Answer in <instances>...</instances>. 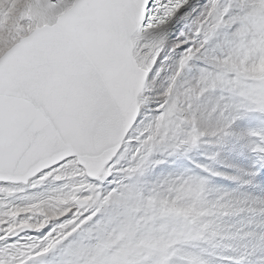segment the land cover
<instances>
[{"label": "snow or ice", "instance_id": "1", "mask_svg": "<svg viewBox=\"0 0 264 264\" xmlns=\"http://www.w3.org/2000/svg\"><path fill=\"white\" fill-rule=\"evenodd\" d=\"M12 4L0 0V264H121L105 242L156 210L158 182L210 206L181 220L186 239L126 264H202L218 232L257 239L221 245L218 264H264V77L241 62L250 41L264 49V0ZM169 157L186 163L144 179Z\"/></svg>", "mask_w": 264, "mask_h": 264}, {"label": "bare ground", "instance_id": "2", "mask_svg": "<svg viewBox=\"0 0 264 264\" xmlns=\"http://www.w3.org/2000/svg\"><path fill=\"white\" fill-rule=\"evenodd\" d=\"M249 2L259 3L260 0H249ZM16 6H17V0H13V4L9 5V7L7 8V13H13ZM4 23H7V14L5 15L4 19L0 20V25ZM259 39H260L259 37L256 38L257 41H259ZM250 44H252V46L244 51L241 62L243 63L244 58H249L250 62L246 65L247 70H249L251 73L257 74L258 77H264V49L261 48V45L259 43H253L252 41H250ZM166 74H167L166 72L161 73V77H160L161 81L163 80V77ZM253 123H255V121H253ZM181 163L184 162L183 161L178 162L175 161L173 158L169 157L161 165H157L154 168H152L151 171L146 174L144 179L148 182H154L159 178H162L168 172L176 169L178 165ZM153 187L155 193L162 201V203L157 207V209L165 210L167 213L165 212L166 214L161 213L159 215L156 214L158 216H154L152 218L151 217L152 211L149 210L146 219L144 217H138L131 222L132 226L130 229L129 240L122 241L121 237L118 236L116 238H113L105 242L106 247H111L115 244H121V248L117 250L119 254L114 257V259L120 261L121 264H126L127 260L129 259V253L135 252V254L137 255L142 253L144 249L143 246L153 245L156 252H158L157 254H160L164 251L165 247L170 246L171 243L176 242L178 240L186 239L187 237L178 230L180 227L181 220L184 218H188L191 215H193L194 212H200L203 209V203L201 199L198 198V193L196 192L183 188L180 185H173L167 182H158ZM243 187L246 191L251 192L254 186L252 184V185H245ZM222 217L223 218L226 217L232 220L228 216V213L226 211L222 212ZM146 220H150L148 221V224L146 223ZM233 223L234 224L236 223L237 225L236 228L241 227L240 223L234 221ZM146 224H147V230L152 229L151 225L154 226L153 230H151L152 232H155L153 233L152 237L149 235L147 236L146 234L147 231L146 229L144 230V225ZM244 230L248 231L246 221L244 225ZM150 232L148 231V233ZM161 232L164 234V237L163 238L160 237L159 240H157L155 243H152L156 238L155 236L157 234L159 235ZM215 240H217V238ZM241 241H245V239H241ZM129 243H132L134 245V248H128L127 245ZM249 243H250L249 246H251L257 243V239H251ZM229 245L233 248V250L237 251V249H234V245L232 243H230ZM171 254L172 253H169V255ZM149 256L150 255L148 254L145 255L144 252L142 253V258L144 259H147Z\"/></svg>", "mask_w": 264, "mask_h": 264}, {"label": "rangeland", "instance_id": "3", "mask_svg": "<svg viewBox=\"0 0 264 264\" xmlns=\"http://www.w3.org/2000/svg\"><path fill=\"white\" fill-rule=\"evenodd\" d=\"M183 162L186 163V161H183ZM253 186L255 187L254 184H253ZM208 199L209 200H212L214 198L213 197H208ZM208 206L209 205H204L203 204V209L199 212L200 215H204L206 213V211L208 209ZM165 212H166L165 210H161V209H157L156 208L155 211H152L151 212V217L153 218L154 216H158L161 213L166 214L167 212L166 213ZM156 214H158V215H156ZM226 217H224V218L222 217V220L226 222V226H232V230L236 229V227H237L236 223L234 224L232 220H230L229 218H226ZM150 220H146V223L148 224V221H150ZM147 224L144 225V230L146 229L147 236L149 235V236L152 237L153 233H155V232H152L151 231V230H153V227L154 226L151 225L152 229L151 230H147ZM148 231L149 232L151 231V232L148 233ZM165 231H167V230H165ZM155 237L156 238H155V240L152 243H155L157 240L160 239V237L163 238L164 237V234L161 232L159 235L157 234ZM216 238H217V240H215L216 242H215V244L213 246H209L208 244H205V245H203L201 247L200 252L204 256V259L202 261V264H218V261L216 260V256L219 255V253L221 252V250H222L221 249V245H223V244H230V243H232L234 245V249H237V251H239V249L240 250H243L244 247L249 246L250 245L249 241L251 240V239H245V241H241V239H239V240H228L226 238V233H224V232H218L217 235H216V237H215V239ZM227 241H229V242H227ZM152 246H143L144 249L143 248L142 249H143V252H144L145 255H147V254L148 255H153L154 252H155L154 254H157L158 253V252H156L154 246L153 247Z\"/></svg>", "mask_w": 264, "mask_h": 264}]
</instances>
